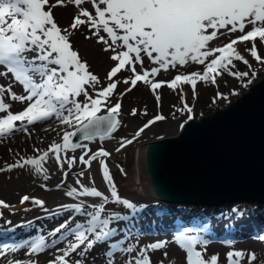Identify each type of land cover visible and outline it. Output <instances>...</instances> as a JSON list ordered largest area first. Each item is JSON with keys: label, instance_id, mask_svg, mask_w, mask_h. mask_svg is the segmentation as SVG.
<instances>
[{"label": "snow or ice", "instance_id": "obj_1", "mask_svg": "<svg viewBox=\"0 0 264 264\" xmlns=\"http://www.w3.org/2000/svg\"><path fill=\"white\" fill-rule=\"evenodd\" d=\"M69 4V21L61 23ZM79 36L107 54L102 72L81 54ZM225 74L239 78L240 87L217 91L213 99L238 95L264 76V0H0V140L18 131L30 137L36 123L50 129L49 120L58 129L55 139L45 147L33 144L31 153L9 149L12 162L0 166L6 179L14 171L17 179L35 176L58 197L51 206L28 192L18 197L25 212L36 205L41 218L55 221L19 239L7 233L32 229L37 217L13 223L2 209H17L0 198V218L8 225L0 264H264V235L242 247L226 238L223 260L221 251H209L212 221L176 223L162 238H145L136 221L149 205L122 194L108 162L154 122L177 119V112L191 120L189 92L195 99L198 84L218 85ZM139 85L153 94L154 113L111 150L102 143L93 148L94 141L116 139L123 98ZM164 87L178 93L169 116L160 111ZM140 111L148 113L146 106ZM50 163L58 182H48ZM243 214L234 205L216 216Z\"/></svg>", "mask_w": 264, "mask_h": 264}, {"label": "rangeland", "instance_id": "obj_2", "mask_svg": "<svg viewBox=\"0 0 264 264\" xmlns=\"http://www.w3.org/2000/svg\"><path fill=\"white\" fill-rule=\"evenodd\" d=\"M74 6L69 4L66 7L65 15L60 17L61 23H66L69 21L68 13L73 11ZM76 43L78 44L81 54L89 60L93 68L98 71H103L104 67L108 64L107 54L103 53L99 46L95 42L90 40H85L82 36L77 38ZM239 68L243 69V64L238 65ZM264 76H259L255 78L249 86H253L263 79ZM239 78H233L228 74L219 78L218 85H210L204 87L202 85L197 86V97L193 99L190 95L187 96L188 102L194 105V115L192 119L199 120L210 116L217 111L227 108L231 103L235 102L240 94L245 93L249 90V86L246 88H241V91L238 95L232 94L226 97H217L213 99L212 97L216 95L217 91L231 93L233 87H240ZM122 87V85H121ZM187 87V86H186ZM163 105L160 109L165 116H169L171 111V105L173 103L179 104L178 93H174L169 88H163ZM147 107L148 113L145 114L140 109ZM131 107H137L138 113L133 115L130 113ZM155 111V101L153 94L150 90L143 86L139 85L136 89L130 91L125 95L122 101V110L120 113V119L122 120L121 127L115 130L114 136L116 139L106 138L104 142L99 140L92 142V147L100 145L101 143L104 146L109 147V150L117 144L119 136L126 135L131 136L134 134L135 127L145 121L150 117ZM177 119H171L165 121L154 122L153 125L149 126L140 137L131 143V145H126L119 153H114L111 157L108 158L110 168L112 169L115 179L120 187L122 194L128 196H135L140 198V202L147 203L149 205L148 209L144 210L140 216L147 218V223L150 226V229L154 231L155 235L164 234L166 230H175L176 223H188L193 219H199L202 222L212 221L215 227L212 230V236H210L211 244H218L226 238H234L231 234H236V240L242 239L243 237H253L256 238L257 235L263 234L259 230L264 227V202L257 204L255 202H234L230 204L223 205H212V206H202V205H193L192 204H170L163 205L159 199L146 195L143 193L138 185V172L136 166V149L138 145L149 142L154 139H159L167 136H173L179 132V124L181 122L185 123L188 119L184 114L179 112L176 113ZM47 123L52 124V128L45 129L43 124L36 123L34 125V130L30 129L31 136H26L23 132H16L15 136L3 138L0 140V161L12 162L13 152L9 149L16 150L20 149L21 151L32 152L33 144L40 147L42 145L48 144L52 139L56 138L57 126L55 125L54 120H49ZM43 137V140L40 139ZM79 151V150H77ZM1 164V163H0ZM3 164H1L2 166ZM119 166H122L124 171H119ZM96 165H93V170L95 171ZM57 177L60 178L58 172H56ZM8 173H0V187L8 188L12 183L16 182L14 185H22L25 183L24 176L22 175L19 179L15 176V171L11 174L12 179H6ZM71 179V176H69ZM97 182L99 183V177H97ZM28 192L30 194H35L41 196L42 198L47 199L49 206H51L52 199L48 194L44 193L46 191L42 190H30V189H19L14 192V194H9L8 196L0 193V198L6 199L12 205H18L17 212L13 213L10 209H2L4 212V217L10 218L13 223H17L19 219H31L33 216L39 217L42 216V211L39 206L33 205L27 212L24 211V206L18 202V197ZM167 209V213H160L157 211L156 203ZM26 204L28 202H25ZM239 206L243 210L242 216H236L235 218L225 217L223 220L220 217L216 216V213L224 212L225 210L230 209L232 206ZM165 216V217H164ZM201 217H203L201 219ZM165 218V220H164ZM188 220H184V219ZM143 221V218H142ZM227 221V222H226ZM37 222V221H35ZM219 223V224H218ZM8 228V225L4 223V218H0V242H4L6 239L5 229ZM14 232H8L7 236L13 237ZM152 234V233H148ZM215 235V236H214ZM26 236V232L22 234ZM21 235L19 237H22ZM19 237H15L19 239ZM218 239H221L218 240ZM220 241V242H219Z\"/></svg>", "mask_w": 264, "mask_h": 264}, {"label": "water", "instance_id": "obj_3", "mask_svg": "<svg viewBox=\"0 0 264 264\" xmlns=\"http://www.w3.org/2000/svg\"><path fill=\"white\" fill-rule=\"evenodd\" d=\"M227 108L136 149L138 184L161 202H264V78Z\"/></svg>", "mask_w": 264, "mask_h": 264}, {"label": "bare ground", "instance_id": "obj_4", "mask_svg": "<svg viewBox=\"0 0 264 264\" xmlns=\"http://www.w3.org/2000/svg\"><path fill=\"white\" fill-rule=\"evenodd\" d=\"M79 37H81V36H79ZM13 107L14 108H16V107H19V105L18 104H15L14 103V105H13ZM47 145V144H46ZM46 145H42L41 147H45ZM39 147H40V145H39ZM33 150V149H32ZM0 163L1 164H3V162H1L0 161ZM1 164H0V166H1ZM49 166H50V171L52 172V174H53V178L52 179H50L48 182L49 183H55V182H58V180L60 179V178H58L57 177V174H56V172H57V170H56V167H54V166H51V163L49 164ZM24 176V181H25V183L24 184H22V185H19V184H17V185H14L16 182H14V183H12V184H10L11 186L10 187H8V188H1L0 187V193H2L3 195H5V196H8L9 194L11 195V194H14V192L15 191H17V190H19V189H25V188H27V189H30V190H42V191H46V192H44V193H46V194H48L49 195V197L51 198V199H53V198H57L58 199V197H54V194L57 192V190L56 189H51V190H48V189H43L42 187H41V182H40V180L38 179V178H36L35 176H32V177H29V176H26V175H23ZM139 185V184H138ZM163 205H167L166 203H164L163 202ZM144 210H142L141 211V213L143 212ZM42 216H39L35 221H37V222H35L34 221V224H33V228L32 229H23V228H18V229H16L15 231H14V233H13V239H17V238H15V237H19L20 235L22 236V234L24 233V232H26V236H24L25 238L27 237V235H29V234H32V235H34L35 234V230L39 227V226H42L44 229H47L50 225H52V224H54L55 223V221H52V220H50L49 218H47V217H43V218H41ZM165 217V216H164ZM142 218H143V221H142ZM141 218V216H140V218L136 221V224H137V227H139L140 229H141V231H142V233H144V235H145V238H148V239H155V238H162V236H163V234H159V235H155L153 232L154 231H152L151 229H150V226L147 224V223H149L148 222V220H147V218H145V217H142ZM203 217H201V219H202ZM58 219V218H57ZM164 220H165V218H164ZM184 220H188V219H184ZM227 222V221H226ZM219 224V223H218ZM175 227V226H174ZM0 232L2 233V231L0 230ZM148 233H152V234H148ZM236 234H231V236L232 237H238L239 238V236H235ZM261 235H264V232H263V234H261ZM215 236V235H214ZM20 238V237H19ZM255 239L256 238H253V237H246V238H240V239H238L237 240V243H236V247H242V246H244V245H247V244H250V243H252V242H254L255 241ZM218 240H220L221 241V239H218ZM219 241V242H220ZM208 248H209V251H213V250H219V251H221V254H222V256H221V259L223 260V252L224 251H226L227 250V246H225L224 244H223V240L221 241V243H218V244H216V243H214V244H211L210 243V245L208 246ZM48 251H51V249H49Z\"/></svg>", "mask_w": 264, "mask_h": 264}, {"label": "trees", "instance_id": "obj_5", "mask_svg": "<svg viewBox=\"0 0 264 264\" xmlns=\"http://www.w3.org/2000/svg\"><path fill=\"white\" fill-rule=\"evenodd\" d=\"M13 206H14V205H13ZM14 207H15V208H18V205H15Z\"/></svg>", "mask_w": 264, "mask_h": 264}]
</instances>
